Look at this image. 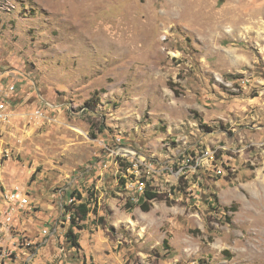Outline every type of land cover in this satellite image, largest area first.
<instances>
[{
	"label": "rangeland",
	"instance_id": "374dc122",
	"mask_svg": "<svg viewBox=\"0 0 264 264\" xmlns=\"http://www.w3.org/2000/svg\"><path fill=\"white\" fill-rule=\"evenodd\" d=\"M2 96L31 264H264V0H0Z\"/></svg>",
	"mask_w": 264,
	"mask_h": 264
},
{
	"label": "built area",
	"instance_id": "2783aa9c",
	"mask_svg": "<svg viewBox=\"0 0 264 264\" xmlns=\"http://www.w3.org/2000/svg\"><path fill=\"white\" fill-rule=\"evenodd\" d=\"M12 88L15 87L12 86ZM7 103L4 96L0 97V123L9 118ZM205 156L215 159V155L210 151ZM130 183H132V186H130ZM148 184H150L148 181L141 178V180L135 182H127L125 187L132 189V199L139 202L140 198L145 194ZM154 189L158 192L156 188ZM1 193L0 264H31L30 261L36 256L35 248L33 247L36 242L27 236L24 225H19L23 223L22 217L24 214H27L28 218L32 219L31 214L36 205H34L30 193L20 186L12 187L11 190L1 191Z\"/></svg>",
	"mask_w": 264,
	"mask_h": 264
},
{
	"label": "trees",
	"instance_id": "16d2710c",
	"mask_svg": "<svg viewBox=\"0 0 264 264\" xmlns=\"http://www.w3.org/2000/svg\"><path fill=\"white\" fill-rule=\"evenodd\" d=\"M159 197H161V195L157 191H155V189L150 184H148L145 190V194L140 198L138 205L141 206L143 210H150L152 201L156 200ZM215 199L216 201L218 200L216 196H215ZM67 209L69 211L73 210L71 214L72 224L70 228L68 229L67 237L69 238V240L72 241L73 244L78 245L77 234L74 232V226L76 225V219L78 218L86 219L90 208L88 207L86 203L82 202L78 204L77 206L76 205H74L73 207L69 206ZM229 209H231V207H229Z\"/></svg>",
	"mask_w": 264,
	"mask_h": 264
}]
</instances>
